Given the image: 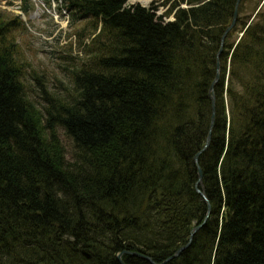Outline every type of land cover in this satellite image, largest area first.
Instances as JSON below:
<instances>
[{
	"label": "trees",
	"instance_id": "obj_1",
	"mask_svg": "<svg viewBox=\"0 0 264 264\" xmlns=\"http://www.w3.org/2000/svg\"><path fill=\"white\" fill-rule=\"evenodd\" d=\"M57 2L85 21L59 90L29 72L23 20L0 9V264L162 263L199 225L165 264H264V10L224 40L199 157L208 214L195 155L237 0H175L172 20L129 0Z\"/></svg>",
	"mask_w": 264,
	"mask_h": 264
},
{
	"label": "rangeland",
	"instance_id": "obj_2",
	"mask_svg": "<svg viewBox=\"0 0 264 264\" xmlns=\"http://www.w3.org/2000/svg\"><path fill=\"white\" fill-rule=\"evenodd\" d=\"M24 3L31 7L27 13L22 9ZM132 3L147 8L156 6L158 15L164 16L167 20L174 19L178 10L173 6L175 0H129V5ZM180 7L187 8L188 5L182 4ZM0 9L6 16L19 15L23 20L26 28L18 34V40L22 46V54L31 66L28 69L29 72L33 68L46 82L48 81L50 87H56V90L60 89L57 87L62 88L66 85L68 81L65 78L66 71L63 67L66 65V60L63 56L74 58L75 62L71 63H79L78 60H81L83 50L79 46L80 41L76 31L82 29L85 21L73 24L69 12L60 8L57 0H0ZM259 10H264V0H241L238 15L240 20L247 24L243 29L240 27L233 33L230 42L236 44L240 41L244 30L258 19L256 14ZM29 84L33 92L34 83ZM30 95L36 100L35 93H30ZM60 136L70 155L71 142L62 131H60Z\"/></svg>",
	"mask_w": 264,
	"mask_h": 264
},
{
	"label": "water",
	"instance_id": "obj_3",
	"mask_svg": "<svg viewBox=\"0 0 264 264\" xmlns=\"http://www.w3.org/2000/svg\"><path fill=\"white\" fill-rule=\"evenodd\" d=\"M240 2H241V0H237L232 23L230 24V26L226 29L225 33L223 34V37H222V45H221L220 50H219V52L217 54V60H218L217 61V70H216L215 77H214V79H213V81L211 83L210 89H209V91H210V98H211V102H212V112H213V115H212V119H211V124H210V128H209V132H208V135H207V138H206V141H205V145L195 155V162L198 164V180L196 182V190L203 197V199L207 202V204H208V212L207 213L208 214L210 213V210H211L209 199L206 196L205 192L199 188V186L202 185V180H203V170H202V168H201V166L199 164V157H200L201 153L208 148V146L210 144L211 137H212V128L214 126V119H215V115H214V113H215V86L219 82L220 76H221L220 55H221V53L223 51L224 40H225L228 32L236 24V21H237V18H238V6H239ZM200 226L201 225L194 227L193 231L190 234V239H189V242L188 243H186L185 245L181 246L172 256L168 257L162 263L155 262L151 257H149V256H147L145 254L139 253V252L123 251V252H121L118 255V258L121 261V258H122V255L123 254H131V255L137 256L139 258L147 259L152 264H163V263L171 260L172 258L177 257V255H179L183 250L187 249L190 246V244L192 242V239H193V236H194L195 232L200 228ZM121 263L124 264L122 261H121Z\"/></svg>",
	"mask_w": 264,
	"mask_h": 264
},
{
	"label": "bare ground",
	"instance_id": "obj_4",
	"mask_svg": "<svg viewBox=\"0 0 264 264\" xmlns=\"http://www.w3.org/2000/svg\"><path fill=\"white\" fill-rule=\"evenodd\" d=\"M134 1H135V0H134ZM142 1H144V0H142ZM145 2H146V1H145ZM145 2H144V3H145ZM142 4H143V3H142ZM207 218H208V216H207ZM183 251H184V250H183ZM183 251H182V252H183ZM182 252H181V253H182ZM181 253H180V254H181ZM180 254H179V255H180ZM124 255H125V254H123L122 257H123ZM179 255H177V256H179ZM172 259H173V258H172ZM118 260H119V258H118ZM119 261H120V260H119ZM121 261H122V258H121ZM121 261H120V263H121ZM169 261H170V260H169ZM122 262H123V261H122ZM167 262H168V261H167ZM167 262H165V263H167ZM165 263H163V264H165ZM121 264H122V263H121Z\"/></svg>",
	"mask_w": 264,
	"mask_h": 264
}]
</instances>
